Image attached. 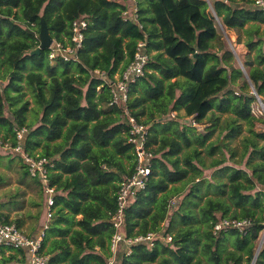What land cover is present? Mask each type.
<instances>
[{
    "label": "trees",
    "instance_id": "16d2710c",
    "mask_svg": "<svg viewBox=\"0 0 264 264\" xmlns=\"http://www.w3.org/2000/svg\"><path fill=\"white\" fill-rule=\"evenodd\" d=\"M134 5L136 19L125 13V0H0V139L16 145V131L25 128L28 150L39 147L50 159L47 184L20 156L7 165L20 161V180L42 188L46 202L37 205L46 211V188H54L40 252L52 264L109 263L118 191L135 172L125 123L132 116L148 126L146 146L154 158L145 187L125 208L121 232L129 237L159 232L165 238L153 246L133 244L130 253L121 245L116 261L252 264L264 228V129L256 127L264 118L253 112L257 97L251 89L252 82L264 102V11L255 0H135ZM210 7L246 46L240 57L245 70L220 43ZM42 16L65 45L73 43V21H88L76 59H50L49 48L32 53L40 45ZM140 41L149 56L144 73L129 84L124 107L112 102V84L135 59ZM182 108L195 109L196 122L212 112L207 133H194L192 125L175 118L162 121ZM216 127L230 140L242 136L238 146L211 140ZM0 210L22 230L21 216L11 219ZM245 218L252 220L246 230L215 232L221 219ZM28 260L25 249L0 246V264ZM254 264H264V248Z\"/></svg>",
    "mask_w": 264,
    "mask_h": 264
},
{
    "label": "built area",
    "instance_id": "2783aa9c",
    "mask_svg": "<svg viewBox=\"0 0 264 264\" xmlns=\"http://www.w3.org/2000/svg\"><path fill=\"white\" fill-rule=\"evenodd\" d=\"M256 7L264 11V0H255ZM136 7V6H135ZM127 14V12L125 11ZM137 17V13H136ZM136 17H133L136 19ZM88 26V21L84 18H79L72 23V41L73 43L63 44L61 41L54 40L49 47L50 59H56L61 56L65 59L77 58V50L82 46L85 37L84 30ZM146 42L140 41L138 43V51L135 54V59L124 71L123 75L119 79L115 80L112 84L113 103L126 104L129 98V84L134 81L136 77L144 73V67L148 60V53L145 52ZM258 98V97H257ZM125 123L129 126L130 138L129 140L134 144L135 148V172L129 176H126L118 191V209L114 214L112 220L117 228V232L113 235L111 242V249L113 256L109 259L108 264H114L116 262V256L118 254L121 245L127 247V252H131V246L139 242H146L150 246H153L157 239H164L163 233L149 232L148 234H140L136 236H126L121 232V228L124 223L125 208L133 201L134 194L137 190L145 187L148 177L151 172V163L154 158V154L146 146L148 126L135 117H130ZM26 129H18L16 131V139L18 140L16 145L8 141H2L0 139V150L5 151L13 156H20L29 166L32 175L39 176L44 184H47L48 171L46 164L50 159L44 154H36L31 152L25 145V133ZM46 192L47 198V219L45 221L44 228L38 235L29 236L25 234L15 223L7 222L1 216L0 210V246L13 247L16 249H25L27 251L29 264H52L49 256L40 252L43 235L45 228L48 227V223L51 220L52 212L51 206L54 203L53 192L54 188L47 186ZM252 224V220L245 219H221L215 225V232L222 230L223 228H239L248 229ZM261 241H264V228L261 230ZM168 240L171 236L167 237Z\"/></svg>",
    "mask_w": 264,
    "mask_h": 264
},
{
    "label": "rangeland",
    "instance_id": "374dc122",
    "mask_svg": "<svg viewBox=\"0 0 264 264\" xmlns=\"http://www.w3.org/2000/svg\"><path fill=\"white\" fill-rule=\"evenodd\" d=\"M134 1L135 0H125V3H127V5L129 6L128 10H126L127 15L131 16V17H136V13H137V8L134 5ZM210 1V0H209ZM209 12L212 13L213 16H215V24L217 27V31L218 33H220L221 37H222V41L220 43L224 44L225 47L227 49L232 50L235 55H236V59L234 61L235 66L236 67H244V65H241V58L243 59L242 56H245V53L242 51V49L244 48V46L241 43L237 42V33L236 31L233 30H228L225 28V26L223 25V22L221 20L220 17H218L216 15V13L214 12V10L210 7ZM216 45L219 46V40H216ZM219 43V45H218ZM241 57V58H240ZM243 69V68H242ZM245 70V67L244 69ZM119 73H117L115 75V80L119 79ZM6 82V81H5ZM252 89V88H251ZM253 91V89H252ZM262 99L261 97L256 98V100L252 103V109L253 111H255V114H260L262 115V118H264V102L262 103ZM124 107H126V104L123 105ZM199 106L196 105V107ZM187 107V106H186ZM196 111L191 110V112H189L188 110H186V108H182L178 111H171L170 114L168 116H165L162 118L163 122L168 121L170 118H175L176 120L185 123L187 125H192V127L195 128V132L194 133H207V131L209 130V127L212 126V121H211V114L212 112H209V116L207 118H205L202 122H196L194 119V112ZM221 121L223 122V119H225L226 116H228L227 114L225 115H221ZM147 115L142 116L141 118H146ZM156 119L159 120V116H156ZM256 126H259V130L264 129V124L263 123H257ZM220 127V126H218ZM220 129H218L216 127V131L212 134L211 136V140L217 141L219 145H224L225 143H229L230 146H238L240 138L242 136H237L235 139H228L225 137V133H220L219 131ZM246 132V131H245ZM38 148H35V153L37 154L38 152ZM203 150V149H202ZM204 151V150H203ZM223 152L224 153H228V148H223ZM38 154H42V153H38ZM14 157H19V156H13L9 153H6L5 151L0 150V207L1 209L5 212L8 213V215L10 217H12L13 215V209L16 207H22L25 211L31 210L30 213L35 214L37 213V215L39 214V212L41 211L42 205H37L38 203H43L45 204V193L42 191V188L40 189V187L38 186V184H36V182L30 181V180H25V181H21L19 178V170L20 169V161L15 160L11 165L12 166H7L8 164H10V160L13 159ZM207 158V157H206ZM207 160H210V157H208ZM207 174L211 173V169L206 170ZM22 173V172H21ZM26 187V188H24ZM190 187H188L185 191L188 192ZM22 190H24V193L22 192ZM20 191V192H18ZM185 194H183L182 196H180L179 200L177 202H180V200L182 199V197ZM43 214L41 216L42 219H44V221L47 219V211H46V206H44L43 208ZM13 218V217H12ZM11 218V219H12ZM35 221L39 223V221L37 220V216H35ZM14 219V218H13ZM32 221V217L30 218ZM176 228H178V225L176 226ZM261 236H262V231L260 232V236L257 240V246H256V251L259 249V252H261V250L264 248V241L261 245V247L259 248V245L261 243ZM119 259H117V261L114 264H119Z\"/></svg>",
    "mask_w": 264,
    "mask_h": 264
},
{
    "label": "crops",
    "instance_id": "0c3cea01",
    "mask_svg": "<svg viewBox=\"0 0 264 264\" xmlns=\"http://www.w3.org/2000/svg\"><path fill=\"white\" fill-rule=\"evenodd\" d=\"M244 46V48L242 49L243 52H246L247 51V48L244 44H242ZM255 113V111H253ZM256 115H259L260 114H256ZM257 129L259 128V126H256ZM13 215L12 217L15 218L16 216H21V218L23 219V222H22V230L25 231L27 234H32L30 236H34V235H38L42 229L44 228V225H45V221L44 219H42L41 217L39 218V223L35 221V217L34 216H37V213L36 215L35 214H32L30 213L31 210L28 211H25L22 207H16L14 208L13 210ZM10 217V218H12ZM32 217V221H31V218ZM36 228L37 233H36V230H34Z\"/></svg>",
    "mask_w": 264,
    "mask_h": 264
},
{
    "label": "water",
    "instance_id": "95a60500",
    "mask_svg": "<svg viewBox=\"0 0 264 264\" xmlns=\"http://www.w3.org/2000/svg\"><path fill=\"white\" fill-rule=\"evenodd\" d=\"M32 32H34V31H32ZM39 37H40V45L35 50H33L32 53H39L42 49L49 48L55 39L49 30L47 21L44 18V16L41 17V21H40ZM251 85H252L253 92L257 95V97L259 99V95L257 94V91H256L255 87L253 86L252 82H251ZM262 243H263V241H261L259 248L261 247ZM258 254H259V249L256 251V254H255V257H254L252 264L255 263V261L258 257Z\"/></svg>",
    "mask_w": 264,
    "mask_h": 264
},
{
    "label": "clouds",
    "instance_id": "9594fccd",
    "mask_svg": "<svg viewBox=\"0 0 264 264\" xmlns=\"http://www.w3.org/2000/svg\"><path fill=\"white\" fill-rule=\"evenodd\" d=\"M55 40V39H54ZM256 97H257V95H256ZM260 97V96H259ZM35 152V151H34ZM42 154H44V153H42ZM45 155V154H44Z\"/></svg>",
    "mask_w": 264,
    "mask_h": 264
}]
</instances>
